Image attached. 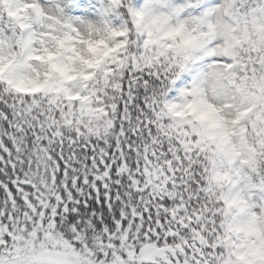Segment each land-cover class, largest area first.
<instances>
[{"label": "snow or ice", "instance_id": "snow-or-ice-1", "mask_svg": "<svg viewBox=\"0 0 264 264\" xmlns=\"http://www.w3.org/2000/svg\"><path fill=\"white\" fill-rule=\"evenodd\" d=\"M0 264H264V0H0Z\"/></svg>", "mask_w": 264, "mask_h": 264}]
</instances>
